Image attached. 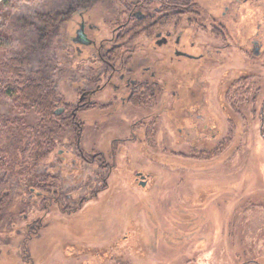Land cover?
<instances>
[{
	"label": "rangeland",
	"instance_id": "1",
	"mask_svg": "<svg viewBox=\"0 0 264 264\" xmlns=\"http://www.w3.org/2000/svg\"><path fill=\"white\" fill-rule=\"evenodd\" d=\"M144 1L0 0V79L24 56L22 81L49 76L56 110H77L31 173L0 171V264H264V0H195L175 18ZM54 11L71 13L42 47L39 15ZM123 27L143 86L81 101L109 71L98 45ZM0 115L50 124L2 92Z\"/></svg>",
	"mask_w": 264,
	"mask_h": 264
},
{
	"label": "trees",
	"instance_id": "2",
	"mask_svg": "<svg viewBox=\"0 0 264 264\" xmlns=\"http://www.w3.org/2000/svg\"><path fill=\"white\" fill-rule=\"evenodd\" d=\"M95 1L78 0V3L87 5ZM163 5L167 13L166 16H169L172 12H174V16H178L183 12L193 11L196 1L164 0ZM69 13L71 11L67 13L54 11L39 15L38 20L43 25L41 34L42 47H47L50 37ZM134 22L136 26L139 21L135 20ZM155 24L157 25L158 22H153V27L156 26ZM125 29L123 27L119 33L122 37L121 40H126L128 35H131L134 31L133 28ZM136 29L138 30L139 26H136ZM26 64L27 58L24 56L12 57L4 62L6 77L3 80L0 79V92L10 98L15 108L24 111L34 108L42 116V123L40 124H43V122H50V124L45 129L43 127L40 128V126L33 129L30 125L27 126L28 124L26 125L19 116L10 118L0 115V171L14 176L22 175V173H31V171L36 169L54 151L58 132H62L68 126H71L75 122L76 117L73 112L69 115L65 112L62 114V112L56 110L58 103L61 102V97L49 76L39 73L36 76L37 78L22 81ZM13 77H16L17 80L12 79ZM262 115L264 126V106ZM262 133L264 135V132ZM28 146H30L29 150L27 149ZM41 184L40 182L38 185ZM0 218L2 219V217Z\"/></svg>",
	"mask_w": 264,
	"mask_h": 264
},
{
	"label": "flooded vegetation",
	"instance_id": "3",
	"mask_svg": "<svg viewBox=\"0 0 264 264\" xmlns=\"http://www.w3.org/2000/svg\"><path fill=\"white\" fill-rule=\"evenodd\" d=\"M152 1H154V0H151L150 2H152ZM137 5L139 7L141 5H145V1L144 0L143 1L139 0ZM161 5L163 6V4H161ZM141 7H144V6H141ZM156 7L159 8L158 9V11H159L160 7L159 6H156ZM132 15H136L140 19L145 17V13H143L141 10L136 11V12H132ZM81 16H82V20H83L81 25L85 26L84 15H83L82 12H81ZM169 17L174 18V13H170ZM115 21L117 23H119L118 19L115 20ZM156 22H158V21H156ZM83 29L85 30V27ZM84 30L82 31L83 33H82L81 36H83L86 39L88 38L90 40V43H88L87 45L95 46L96 42L92 38H90L88 36L86 30L85 31ZM115 35H116V33H115ZM115 35L113 34V37L110 40H106L107 42L103 41V43H100L98 45V49H99L98 60L103 62V64L105 65L104 68L107 67V69L109 70L107 72H104V76H106V79H105L104 83H101V79H99V78L93 79V76H91L90 84L95 83L96 87L89 86L87 91L86 90L83 91V94L81 96V101H83V100L84 101H86V100L90 101L91 96L93 97V95H95L96 93L101 91L107 85L108 86L109 85H113L115 87V89H120L121 82L122 83L124 82L125 83L124 86L126 88H131L132 89V93L130 94L129 98H133V96H135V95H133L134 94L133 93L134 90H137L138 88L143 86L144 80L137 79V77L135 76L136 72H133V71L129 70L127 60L123 59V55L126 52V50H125L126 45L124 44V42H126V40H121L122 37L119 35V33H118L117 36H115ZM156 37H157L156 43L158 45H169L171 43V30H169V29L158 30L156 32ZM181 38H182V35L179 34L178 37L174 40L173 44L176 45V43H180ZM105 44H107V45H105ZM172 47H174V46H172ZM103 49L105 50V54H103V52H102ZM173 51L176 54H179V55L183 54V55L189 56L188 53H185L184 51H181L179 48H173ZM116 74L118 75V77L120 79L118 81L115 80ZM133 76H135L136 78L133 77ZM123 98H124V96H123ZM126 100H128V99H126ZM126 100L124 99V101H126ZM110 102H112V101H110ZM81 104H83V103H80L78 105V108H80ZM63 110H64V107L59 109L58 112H63ZM73 113H75V115H76L77 114V110H74Z\"/></svg>",
	"mask_w": 264,
	"mask_h": 264
},
{
	"label": "water",
	"instance_id": "4",
	"mask_svg": "<svg viewBox=\"0 0 264 264\" xmlns=\"http://www.w3.org/2000/svg\"><path fill=\"white\" fill-rule=\"evenodd\" d=\"M83 30L82 29H80L79 31H78V34H79V41L81 42V43H84V44H88V43H90V40L87 38H84L83 36H81L82 35V32Z\"/></svg>",
	"mask_w": 264,
	"mask_h": 264
}]
</instances>
